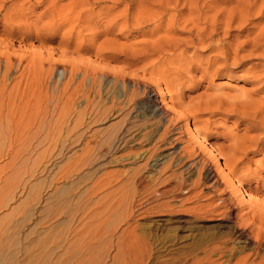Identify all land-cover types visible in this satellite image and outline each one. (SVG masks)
Listing matches in <instances>:
<instances>
[{"label": "rangeland", "instance_id": "1", "mask_svg": "<svg viewBox=\"0 0 264 264\" xmlns=\"http://www.w3.org/2000/svg\"><path fill=\"white\" fill-rule=\"evenodd\" d=\"M262 6L0 0L1 264H192L221 235L238 247L227 264L262 262L250 228L264 225V121L234 102L264 98L245 74L264 58L203 74L215 53L168 45L201 9L232 49L257 31L229 38L228 13L248 9L263 28Z\"/></svg>", "mask_w": 264, "mask_h": 264}, {"label": "bare ground", "instance_id": "2", "mask_svg": "<svg viewBox=\"0 0 264 264\" xmlns=\"http://www.w3.org/2000/svg\"><path fill=\"white\" fill-rule=\"evenodd\" d=\"M251 7H253V5H251ZM263 7L264 6H262L260 9H258V11L256 13L251 14V16L254 17L252 19L253 22H258V21H261L264 19ZM249 9L252 10L253 8H249ZM190 16H195L194 19L193 18L190 19V24L193 25V27L190 29V31H185V29H187V27L184 28L183 32L177 31L180 35H189V38L186 40H183V41L182 40H175L174 41L171 39V41L168 42V45H169V48L174 53H176L178 51L180 46H184V50L182 51V53L186 54V53H189L192 51L194 58L199 53H201V54H206V53L208 54L209 52L215 53L214 55H210L211 57H209V55L206 57V59H205L206 67H204V68L201 67L203 74H206L212 68H214L219 63H221V64H223L222 67H219V69L217 68L215 71L216 73H219L220 70L227 65V63L230 59L233 60V63H232L233 66L240 67L246 62V60H248V59L250 60L253 57L260 56V58H261V56H262V58H264V27L260 28V26L258 25L257 28L256 27L255 28H253V27L249 28L250 26H252V24L248 25V23H250V19H249L250 12L248 9L241 10V11L236 10V12L231 11L228 13V16H226L225 29H226V33L228 34L229 38H233V36H231V33L239 32L241 34V33L247 32V31H251V30L257 31V35L254 38H252L250 40L243 41L242 43L239 42L240 44L235 43L236 47L232 48V49H234V53H231L232 49H226V45L223 42L220 44H218V43L215 44L214 38L216 37V35L218 33L217 29L209 31V29H213V28H216L218 26V24H217V20L219 19L218 16H213L212 18H209L210 19V21H209L208 19L205 18V15L202 14L201 9L197 10V12L192 11ZM235 23L239 24V31H233L232 32V31H230V29H231L232 25ZM193 34H195L196 36H194ZM255 34L256 33H253L252 35H255ZM234 42L235 41H233L230 44H233ZM144 49H143V51H140V54H141L140 60L148 58L147 57L148 54H145L146 53L145 51L153 50L154 45H151V46L144 48ZM218 49H220L219 55H218ZM153 52H154V50H153ZM246 52H247L246 55L241 56V54H244ZM258 52H262V53H260L259 55H256V54H258ZM143 54H144V57H143ZM231 56H233V58H231ZM138 58L139 57H137L136 55H132L131 59H134L133 61H135ZM256 58H258V57H256ZM255 65H257V64H255ZM257 69L258 68H256V67H251L245 71V74H247L249 76L251 75L250 78L254 79L256 81V83L258 85H260L259 89L255 91L258 93V92L264 91V72H262L264 69L260 70L261 72L260 71L258 72ZM197 70H198V68H197ZM175 80L178 81L179 79L176 78ZM134 86L139 89L140 83L135 82ZM134 97H135V93H134ZM263 101H264V98L256 100L251 96V94H248V95H245L243 100L235 101L234 103H236V105L238 106V109L240 111V114H242L243 116H247V117L250 116V117H253V119L254 118L258 119L260 116V118H262V120L264 121V102ZM215 102H218L220 106L221 105L222 106L228 105V103H226V100L223 97L217 99ZM208 108H207V110H208ZM153 111H152L153 116H156L157 112L155 110H153ZM250 122H252V121L249 120V123ZM195 133L197 135L199 134L197 130H195ZM229 174H231V173H229ZM242 178H239V180L236 182L237 183L236 187L238 186L237 187L238 191L241 190L239 188L241 187ZM245 194H247V193H245ZM250 200H251V198H249V201ZM225 204H226V202L223 201L221 206H224ZM221 206L219 208H221ZM232 225H234V224H232ZM250 229H252L251 235H254L256 238V242L254 245V246H256L255 248L256 249L264 248V225H260V224L255 223L253 226H251ZM244 232L245 231H243V233ZM237 236L238 237L235 238V240H236L235 242H237V239H240V237H239L240 235H237ZM218 238L220 240L219 241V247L216 249H213L209 252H206L205 256L202 259H197L192 264H227L230 261V258L235 253L236 249H238V247H236V243H234L235 244L234 246L230 247L228 244V242H230V241L223 242L224 237L222 235ZM208 242H212V241H208ZM239 243H240V241H239ZM241 243H243V242H241ZM213 257H217V259L213 260ZM254 258H255V256H254ZM254 258H253V260H254ZM1 263L2 262L0 260V264ZM249 263H250V259H248V258L240 261V264H249ZM250 264H252V263H250ZM259 264H264V257H262V262H259Z\"/></svg>", "mask_w": 264, "mask_h": 264}]
</instances>
